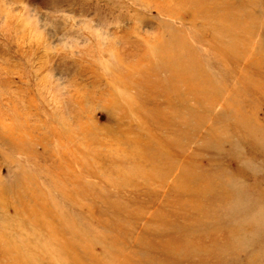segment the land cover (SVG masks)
<instances>
[{"label": "rangeland", "instance_id": "1", "mask_svg": "<svg viewBox=\"0 0 264 264\" xmlns=\"http://www.w3.org/2000/svg\"><path fill=\"white\" fill-rule=\"evenodd\" d=\"M0 264H264V0H0Z\"/></svg>", "mask_w": 264, "mask_h": 264}]
</instances>
